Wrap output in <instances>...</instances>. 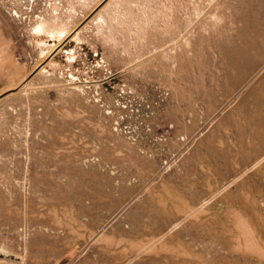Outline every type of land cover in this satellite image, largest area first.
<instances>
[{"label": "rangeland", "instance_id": "374dc122", "mask_svg": "<svg viewBox=\"0 0 264 264\" xmlns=\"http://www.w3.org/2000/svg\"><path fill=\"white\" fill-rule=\"evenodd\" d=\"M2 94L0 264H264V0H0Z\"/></svg>", "mask_w": 264, "mask_h": 264}, {"label": "water", "instance_id": "95a60500", "mask_svg": "<svg viewBox=\"0 0 264 264\" xmlns=\"http://www.w3.org/2000/svg\"><path fill=\"white\" fill-rule=\"evenodd\" d=\"M94 12L95 11H93L80 25H79V27H81L93 14H94ZM78 27V28H79ZM59 49V47L57 48V49H55L53 52H52V54L49 56V57H51L57 50ZM40 67V66H39ZM39 67H37L31 74H30V77L39 69ZM5 94H2V95H0V98L2 97V96H4Z\"/></svg>", "mask_w": 264, "mask_h": 264}, {"label": "bare ground", "instance_id": "6f19581e", "mask_svg": "<svg viewBox=\"0 0 264 264\" xmlns=\"http://www.w3.org/2000/svg\"><path fill=\"white\" fill-rule=\"evenodd\" d=\"M259 45V44H258ZM247 73V72H246ZM245 74V73H244ZM264 151V150H263Z\"/></svg>", "mask_w": 264, "mask_h": 264}]
</instances>
